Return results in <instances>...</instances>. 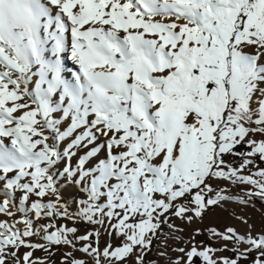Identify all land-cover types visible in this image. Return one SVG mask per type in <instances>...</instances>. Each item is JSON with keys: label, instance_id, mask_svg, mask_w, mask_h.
Listing matches in <instances>:
<instances>
[{"label": "snow or ice", "instance_id": "obj_1", "mask_svg": "<svg viewBox=\"0 0 264 264\" xmlns=\"http://www.w3.org/2000/svg\"><path fill=\"white\" fill-rule=\"evenodd\" d=\"M260 164L264 0H0V264H151L171 217L264 201ZM207 232L168 264H264V233Z\"/></svg>", "mask_w": 264, "mask_h": 264}, {"label": "rangeland", "instance_id": "obj_2", "mask_svg": "<svg viewBox=\"0 0 264 264\" xmlns=\"http://www.w3.org/2000/svg\"><path fill=\"white\" fill-rule=\"evenodd\" d=\"M71 64L69 62L68 67ZM81 155L83 153H80ZM75 162V158L74 161ZM260 167L264 168V164H260ZM255 171V169H253ZM251 187V186H247ZM245 187L243 190L241 188H233V194L242 199H247L245 196V192L247 190ZM82 193L79 191L76 185L74 184H64L61 188V197L64 201L71 207H75L73 204L74 200H78L82 197ZM47 199V198H46ZM13 210L14 209H10ZM20 214L17 213L15 217H8L4 214H0V221H7L12 223L14 220L19 219ZM46 221H40V223H44ZM170 222L175 224L178 228L182 229L181 232H173L172 229L168 227V225L163 226L162 235L154 239L151 251H149L145 257L147 262H151V264H168V258L170 256H175L176 253L172 251V249L183 247L185 242L189 240V238L194 234L195 229H201V235L196 236L197 241H203L205 244H212L213 247H220L224 243L220 240H212L207 232V229L215 228L218 231H224L227 227H232L237 230L240 234H246L249 231L255 233H264V201H261L259 197H253L249 203L244 204L240 203L237 200H230L225 202L222 206H212L208 208L204 215L203 220H194L192 223H188L187 221H181L178 218L171 217ZM59 223H67L69 227L75 226L78 228V234L83 235L86 232L93 231L95 229H99L101 232L100 237V245L101 247L104 245L106 241L111 243H117L114 238H110L104 232V229L101 228L100 225L88 224L86 222H79L75 225L71 223V221H59ZM251 226V228L249 227ZM21 229L24 227L22 224L18 225ZM179 236L181 239L177 240L174 237ZM33 241L41 242L38 237H32ZM167 244V247H165ZM68 249L61 248L55 251V254L51 257L49 264H59L61 254ZM26 251V249H21V253ZM161 252H167V255L161 256ZM36 257L43 258L48 260L46 253L43 251H36L34 253ZM77 256H83L82 253L77 252ZM230 252H220L217 253V256H231ZM83 258L88 259V257L84 256ZM89 264L91 261L89 260ZM129 264H133L132 260H129ZM241 264H245L244 261H241Z\"/></svg>", "mask_w": 264, "mask_h": 264}, {"label": "bare ground", "instance_id": "obj_3", "mask_svg": "<svg viewBox=\"0 0 264 264\" xmlns=\"http://www.w3.org/2000/svg\"><path fill=\"white\" fill-rule=\"evenodd\" d=\"M71 67V66H70Z\"/></svg>", "mask_w": 264, "mask_h": 264}]
</instances>
